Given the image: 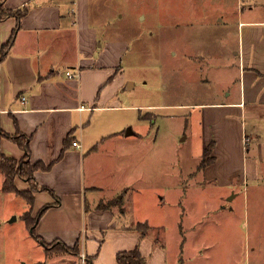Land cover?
<instances>
[{
    "label": "crops",
    "instance_id": "1",
    "mask_svg": "<svg viewBox=\"0 0 264 264\" xmlns=\"http://www.w3.org/2000/svg\"><path fill=\"white\" fill-rule=\"evenodd\" d=\"M192 2L191 13L200 12ZM0 3L10 9L27 7L19 18L0 20V45L13 33L0 62V127L11 135L23 132L29 160L50 165L33 174V217L49 205L38 217L34 234L30 232L40 243L68 248L77 243L79 255H87L91 264H115L118 251L136 246L145 264H194L193 252L203 242L207 264H232L227 260L232 251L217 243L226 245L234 227L230 233L228 222L224 227L216 218L205 223L204 210L196 209L206 204V212H213L209 198L223 201L241 193L246 214L242 226L253 244L251 248L248 243L247 264H264V7L257 11L238 6L228 20L231 26L225 25L228 11L211 23L202 21L204 31L225 22L219 30L234 40L224 53L215 43L199 51L185 47L183 29L189 25H168L163 1L154 16L139 13L148 0H141L137 15L126 0ZM147 18V30L136 33L139 21ZM147 36V55L154 54L163 66L170 55L178 62L187 60L184 72L188 68V78L201 87L214 82L215 66L236 63L238 82L202 92L195 104L202 127L200 154L184 158L186 169L179 182L174 162L167 168V181L161 182L166 177L160 175V159L153 156L156 105L141 101L131 74L141 58L135 47ZM170 36L175 44L169 48ZM211 141L213 160L201 167L202 152ZM143 147L148 148L145 154L137 156ZM0 152L20 159L24 149L5 136ZM103 152L112 159L110 169L101 162ZM98 176L111 180L102 182ZM2 181L0 171L1 188ZM15 184L18 189L28 187L20 177ZM131 189L142 206L128 212L124 198ZM206 194L211 195L203 198ZM165 196L170 197L169 209L163 207ZM138 222L148 224L145 233L136 228ZM170 228L178 233L175 240L168 236Z\"/></svg>",
    "mask_w": 264,
    "mask_h": 264
},
{
    "label": "rangeland",
    "instance_id": "2",
    "mask_svg": "<svg viewBox=\"0 0 264 264\" xmlns=\"http://www.w3.org/2000/svg\"><path fill=\"white\" fill-rule=\"evenodd\" d=\"M160 1L165 3L166 21L168 25L178 23L192 26H183L184 35L182 36V43H184L185 47L191 46L194 50L199 51L205 45L213 48V43H215L217 51L220 52L223 50L224 53L230 47L229 40H234L232 36L229 35L231 38L228 37V32L224 33V31L219 30L224 27L225 22L222 24L215 22L214 29L204 31L200 30V27L204 25L202 21L207 20V23L208 21L211 23L213 18L216 19L227 11L228 16H225L224 20L228 21L229 18L234 17L233 13L238 6H242L244 9L245 7L249 8L250 6H254L257 7V11H259L258 9L260 7H264V0H194L197 2L196 4L200 12L191 13V5H194L193 2L191 3V0H148L147 6H143L141 0H126V4L129 6L131 2L134 15L143 6L144 10H140V14L147 15L153 12L154 16L158 14L161 8ZM253 15L260 16V13L255 12ZM148 20L149 18L146 19L145 23L139 21L140 27L136 30V33L140 32L144 34V30H147L149 24ZM232 24V22L228 21L225 25L231 26ZM148 41V36L144 39H139L135 48L138 50V55L141 52V58L140 60L138 59V69L135 68L136 70H132L131 74L135 77L134 80L137 87L135 88L141 96V101H149L156 105L154 109L156 116L153 122L157 128V144L155 149H153V156L160 159V175L166 177V179L162 178L161 182L167 181V168H171L172 162L175 163L174 170L177 172L179 182L180 173H184V169H186L183 163L184 158L189 156L197 157L200 154L202 127L200 124V108L195 104L202 100V92L210 89L215 91L234 86L238 82V76L234 68L236 63L233 62L232 65L230 63H224L215 66L217 70L214 69L211 74V77H214V82H211L212 86L207 85L201 87L195 81L188 78V68L186 73L184 72L186 66L188 67L187 60L186 62L183 60L178 62L176 57L170 55L168 65L163 66L162 62H155V55H147L143 47V43H145V46L149 45ZM171 44H175V39H171L170 36L168 40L169 48ZM173 48V51H177V48L174 46ZM148 51L149 49L147 53ZM128 72L130 71L128 70ZM135 124H132V128L136 130ZM128 128H126V131ZM146 149L148 148L143 147V151H140L136 155L141 156V153L144 155ZM99 157H101L102 164L105 165L104 169H110L112 159L106 157V153L104 152ZM129 174L130 177H135V174H132L130 171ZM98 178L102 182L111 180L110 177L101 178V176H98ZM27 183L28 187L17 189L28 191L30 195H33L35 190H33L28 181ZM134 192L131 189L129 195H125L126 197L124 198L125 207L128 212L135 210L137 207L139 209L142 206ZM210 195L206 194L202 197L204 198ZM169 198V196H165L163 203L164 209L170 208L171 201H169ZM223 199V201L217 200L216 198L208 199L209 204H212L216 209L213 212H206V204L198 205L196 211L200 213L202 209L204 210L201 220L205 219V223L206 221H210L211 218H216L223 222L224 227L228 222L230 233H232L230 229L234 227L235 235L233 237L231 235L229 236L226 240V245H224V241H218L217 245L218 247L223 245L222 248L224 247L232 251L227 259L230 263H250L249 261L251 259H248V255L251 252L249 244H251V248L253 244L251 239L250 241L248 240L246 229L242 226V220L246 215L242 194L238 193V195L231 199L227 197ZM230 205L233 207V210L227 209ZM29 209L31 210L30 216L33 218V207L27 204L26 198L14 191H3L0 183V264H72L73 259V264H82L81 255L75 254L72 247H64L62 244L44 245L30 233V229L23 217V213ZM143 229V227L140 228V230ZM144 230L146 231V229ZM177 235L178 233H174L172 228L169 229L168 236L170 239L175 240ZM197 246L198 249L192 255L194 264H207L205 261L206 249L203 242H199ZM67 252H71L72 254ZM73 254L78 259L73 258L71 256Z\"/></svg>",
    "mask_w": 264,
    "mask_h": 264
},
{
    "label": "trees",
    "instance_id": "3",
    "mask_svg": "<svg viewBox=\"0 0 264 264\" xmlns=\"http://www.w3.org/2000/svg\"><path fill=\"white\" fill-rule=\"evenodd\" d=\"M27 11V7H20L17 9H10L5 8L0 3V20L3 18H6L8 16H15L16 18L21 17L24 15ZM13 42V33L10 36V38L1 44L0 49V62L3 60L5 55L7 54V50L10 47V45ZM8 137L12 141H14L17 145L22 147L24 149V154L21 156L19 160H16L13 157L5 156L2 152H0V171L2 172L4 176L3 184H2V190L3 191H14L15 193L19 195H23L28 205L32 206L33 203V195L29 194L28 191L25 190H18L15 185V178L16 176H20L21 178H24L27 180L30 184V186L33 188V190L37 191V186L35 184V175L34 172L37 170V168H48L50 165H45L44 163L37 161L36 163H31L29 159V144H28V137L21 131L17 132L16 134H8L6 131L2 130L0 127V138L1 137ZM66 141V140H65ZM66 143V142H65ZM68 143H66L67 146ZM213 147V141H211L206 147H204V150L202 152L203 157L200 162L199 166H205V164L209 163L213 160V157L211 156V151ZM49 207V205L43 206L37 213V216L31 217L30 216V209L25 211L23 213L24 220L27 223L28 228L30 229V232L34 234L35 226L38 223V217ZM143 227L144 229H148V224L145 222H138L136 224V228L141 231L142 233H145V230H140V228ZM43 242V241H42ZM44 243V242H43ZM45 244V243H44ZM75 254H80L79 246L77 243H75L72 246ZM72 250V249H71ZM84 264H91L89 262V258L87 255H84ZM115 264H145L144 258L142 257L139 248L134 247L131 250H120L116 254V263Z\"/></svg>",
    "mask_w": 264,
    "mask_h": 264
},
{
    "label": "built area",
    "instance_id": "4",
    "mask_svg": "<svg viewBox=\"0 0 264 264\" xmlns=\"http://www.w3.org/2000/svg\"><path fill=\"white\" fill-rule=\"evenodd\" d=\"M67 74L69 75V76H73V75H75L74 73H71L70 71H67ZM22 99H24V97H22ZM245 137V142H248L249 141V137H247V136H244ZM77 147H80V144L79 143H76L75 144ZM81 257H82V264H84V259H85V256L82 254L81 255Z\"/></svg>",
    "mask_w": 264,
    "mask_h": 264
},
{
    "label": "water",
    "instance_id": "5",
    "mask_svg": "<svg viewBox=\"0 0 264 264\" xmlns=\"http://www.w3.org/2000/svg\"><path fill=\"white\" fill-rule=\"evenodd\" d=\"M127 131H129V129H127Z\"/></svg>",
    "mask_w": 264,
    "mask_h": 264
}]
</instances>
